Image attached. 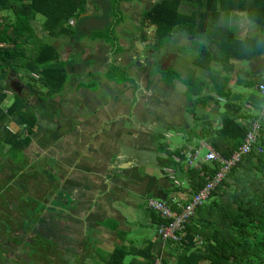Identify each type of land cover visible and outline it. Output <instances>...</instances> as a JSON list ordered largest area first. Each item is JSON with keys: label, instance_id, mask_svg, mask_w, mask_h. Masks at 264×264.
Segmentation results:
<instances>
[{"label": "crops", "instance_id": "obj_1", "mask_svg": "<svg viewBox=\"0 0 264 264\" xmlns=\"http://www.w3.org/2000/svg\"><path fill=\"white\" fill-rule=\"evenodd\" d=\"M107 1L103 5L101 0H88L87 10L78 21V33L72 37L50 36L44 31L41 16L31 25L29 44L39 41L52 45L66 65L68 81L59 95L46 97V91L35 81L27 87L23 73L15 77L5 69L13 91L5 92L8 98L1 107L6 110L16 95H25L27 115L36 117V125L29 146L22 152L26 160L21 165L11 145L0 143V152H7L0 170L1 179L6 180L0 184L20 191L22 197L15 199L16 207L26 206L27 191L45 205L54 202L55 212H48V222L42 224L41 231L48 233L47 239L55 237L56 264H70L71 260L72 264H110L118 247L136 253L150 249L153 257L176 264L177 245L168 246L161 240L147 200L155 198L171 206L189 202L191 191L184 188L183 172L188 163L162 169L157 138L165 136L167 129H175L185 144L170 151L200 149L201 159L209 152L207 147L214 149L210 142L214 135L206 137L208 131L220 129L225 100L213 96L220 105L206 101V106L195 107L186 98L182 83L186 78L180 77L177 68L182 67L185 55L184 62L189 61L186 65L196 67L190 51L197 41H203L212 53L216 47L187 30L176 31L164 46L158 45L156 27L142 24L144 13L158 0H121L110 28L114 32L111 41L95 29L110 21ZM125 14L129 20L124 19ZM70 24L75 25V20ZM113 67L120 72L109 78ZM212 69L221 71L223 65L213 62ZM168 71L178 73L180 78L164 82L163 73ZM228 76L234 96L237 93L240 103L246 102L250 93L235 92V86L244 88L250 81L264 80V55L247 63L234 62ZM33 77L39 78L37 74ZM200 79L208 81L209 73ZM13 83H19L21 93ZM30 87H35L38 94H32ZM245 108L251 106L245 103ZM263 116L264 108L260 121ZM8 129L13 134L24 132L15 122H10ZM51 194L53 198L48 201ZM30 209L28 205L20 211L27 217ZM144 227L153 229L152 238L141 237ZM131 262L145 263L141 255L129 256L124 264Z\"/></svg>", "mask_w": 264, "mask_h": 264}, {"label": "trees", "instance_id": "obj_2", "mask_svg": "<svg viewBox=\"0 0 264 264\" xmlns=\"http://www.w3.org/2000/svg\"><path fill=\"white\" fill-rule=\"evenodd\" d=\"M120 1H107L108 15L112 22L106 36L111 41L114 39V32L110 28L118 15ZM87 6L88 0H0L1 144H9L14 151L22 153L29 146L32 130L36 125V117L27 115L29 102L25 95H16L15 102L6 110L1 107L8 98L5 92L13 91L5 69H9L15 77L18 72L23 73L25 75L23 84L27 87L30 81H35L39 89L46 91L44 95L46 97L59 95L68 81L66 65L61 62L55 47L39 41L29 44L28 35L33 33L31 25L38 16H41L44 19L42 24L44 31L50 36L55 38L75 36L78 33V21H81ZM241 14L246 15L249 22L256 26L255 34L241 37L239 28L230 24L232 18L238 19ZM72 20H75V25L70 24ZM145 23L156 27L155 37L160 46H164L176 31L187 30L216 47V52L212 53L206 44L202 43L203 41L194 44L190 51L193 64L209 73V80L195 77L182 80V83L186 87L187 100L195 107L200 104L206 106V101H214L220 105L213 95L225 100L220 115L221 127L216 132L208 131L206 138L214 135L210 139L211 145L222 157L229 159L241 147L253 123L261 119L260 114L264 108V94L260 90V85L264 84L263 79L257 83L256 81L246 83L244 88H252L254 91L248 95L246 102L240 103V96L237 93L234 96L228 76L234 62L247 63L264 55V0H158L144 13L142 24ZM213 62L221 63L223 69L213 71ZM118 71L120 72L117 67H113L108 73L109 78H113ZM34 74L39 78L35 79ZM179 78V74L173 71L163 73V80L166 83H172ZM237 85L241 86L242 83ZM29 91L32 94L39 92L35 87H30ZM206 91L208 98H204L203 95ZM245 103L250 105L251 109H246ZM193 112L195 113L194 109ZM240 120L250 123L247 125ZM10 122L21 126L24 132L11 133L8 129ZM261 129L263 131L253 150L237 163L222 184L211 193L209 199L198 207L196 216L186 225L187 236L175 247L176 264H264V128ZM25 131L28 132L27 137ZM163 137L159 135L157 138L160 167L175 169L183 162H187L188 150L183 151L179 148L170 151L162 142ZM259 149H262V152ZM219 169L220 165L216 162L203 163L201 168L188 165L183 172L187 187L191 191V199L184 205L192 202L207 184L208 179ZM182 205L173 204L172 208L179 213L181 211L179 207ZM151 213L156 227L167 222L156 212L151 210ZM27 218L28 216L26 217L28 222L24 221L26 222L24 224L29 229L32 225L29 222L34 220ZM35 221L37 223L39 218ZM23 231L25 234V229ZM41 239L40 241L36 237L33 238L34 244L16 240L15 244L20 247L24 243V247L30 249L29 258L41 251L35 258L43 259L44 250L55 256V239L53 237ZM197 240L202 241L201 246L196 243ZM43 242L45 244L51 242V246L46 247ZM167 245L176 244L167 242ZM140 255L144 259V264H154L157 260L150 249L136 253L118 247L112 254L110 264H124L127 257ZM46 256L52 258L50 255ZM0 258V264H9L13 253L1 249ZM17 264H26V259L23 258Z\"/></svg>", "mask_w": 264, "mask_h": 264}, {"label": "rangeland", "instance_id": "obj_3", "mask_svg": "<svg viewBox=\"0 0 264 264\" xmlns=\"http://www.w3.org/2000/svg\"><path fill=\"white\" fill-rule=\"evenodd\" d=\"M101 1H102L101 3H103V5H106V0H101ZM101 15H102V13H101ZM108 17H109V15H108ZM104 18H106V15L103 17V19ZM124 19L129 20V16L127 14H125ZM236 19L237 18H235V19L232 18L230 24L235 25L239 28V33H240L241 37L246 36V35L255 34L257 28H256V26L252 25L249 22L246 15L241 14L238 17V19L237 20ZM111 22H112V18L110 17V21L105 23L104 27H102V28L96 27L95 29H98L100 31V33H102V34H107V29H108L109 24ZM185 59H187V55H185L183 59L181 58L183 63H181L180 66H182V67L177 68V71L180 72L179 74H180L181 78H186V79L195 78V77L203 78L205 76L206 71H204L200 68H197V67L188 66L189 64L186 65V63H189V61L184 62ZM253 91L254 90L252 88H241L239 86H235V92L249 94V93H252ZM204 94H206L208 96L207 91ZM213 96H216V95H213ZM13 99L14 98L10 99L11 104H12ZM221 112H223L222 106H221ZM211 117H213V116H211ZM259 123L261 125V128H264V119L261 121L259 120ZM8 128H9V124H8ZM261 131H263V130L261 129ZM175 132H177L175 129H169V130L167 129L166 131H164L165 136L163 137L164 139L162 140V142L165 143L169 149H174L176 146H178V144H180V145L185 144L184 139L182 137H180ZM0 142H2V141L0 140ZM3 145L5 146L6 144H3ZM9 149H10L9 151L11 152L12 149L10 147H9ZM6 153L7 152H3V151L0 152V170L3 169V166H1V163L3 160L6 159V158H4ZM12 153L17 158L18 161H16V162L18 164L21 165V161L25 162L26 159L22 155L21 152L12 151ZM205 154H206V151L204 150L202 155L205 156ZM8 158H11L10 160L14 161V158L10 157V155ZM0 179H1V177H0ZM5 180L6 179L3 178L0 181H5ZM20 182H23V180L21 179ZM29 187H30V185H27L28 190H29ZM8 188H9L8 185L0 184V233L3 234V235L0 234V245H1V243L3 244V246L0 247V256H1V249H3V250L6 249V251H11V253H13V258L11 261H9V264L20 263V261L23 260V258L26 259V264H49L48 262L56 264L57 263L56 262V255L52 256L50 254V252H48L47 250L43 251L44 255H45L43 257V259L35 258L39 255V253L41 251H39L37 254H35L32 258H29L28 252L30 251V249L26 246L24 247V243L20 247L16 246V244H15L16 240L23 241V242L26 241L28 243L34 244L33 240H32L33 238L36 237L37 240L39 239L41 241L42 239L40 237L48 236V233H45V232L43 233L41 231V228H43V226H42L43 223L48 222L46 220V215L49 213L55 212L54 202L51 201L50 206L45 205L42 201L35 198L32 194H29V192L27 191L26 195H29V200L25 201L26 206L20 207L21 210L23 208L26 210L28 208V205H30V207H31L30 211L28 212V217L34 221L30 222L32 225L30 226L29 229H27V225L24 224V223H26V222H24V221H26V217H24L25 215H24L23 211H20V208L16 207V205H15L16 202H14L15 199L22 197V194L17 189V187L13 188L12 190L11 189L8 190ZM184 188H187V186H185ZM52 194L48 197V201L53 198ZM21 204L23 205V203H21ZM43 210H45L46 212ZM37 218H39L40 220L36 223L35 220ZM21 224L23 225V228L20 227ZM10 225L12 227H10ZM36 227L37 228L39 227L40 230H38ZM8 229L12 230V231H11L10 235L6 236L4 234V232L7 231ZM23 229H25V234L23 233L24 232ZM43 230H44V228H43ZM36 231H39V232L36 233ZM34 234H36L37 236H35ZM153 234H154V231L151 227H144L142 229L141 237L152 238ZM52 237L55 238L54 235H52ZM4 242H8L9 244H4ZM48 243L49 244H45L43 242L42 244H45V245H47L46 247H48V245H50L51 242H48ZM46 255H50V256H52V258L49 259L48 256H46ZM58 256L59 255H57V258H58ZM127 258H129V257H127ZM43 260H45V262ZM70 264H72V260L70 261Z\"/></svg>", "mask_w": 264, "mask_h": 264}, {"label": "built area", "instance_id": "obj_4", "mask_svg": "<svg viewBox=\"0 0 264 264\" xmlns=\"http://www.w3.org/2000/svg\"><path fill=\"white\" fill-rule=\"evenodd\" d=\"M260 90L262 94H264V84L260 85ZM260 136L261 125L259 121H256L251 126L241 147L235 151L229 159L222 157L210 147H207L209 148V152L204 159H201L200 149L191 148L186 152L189 166L201 168L203 163L216 162L220 165V169L212 178L208 179L207 184L203 187L201 192L193 198L191 203L179 207L181 209L179 213L175 212L172 206L165 201L155 198L147 200L148 208L159 214L163 220L167 221L166 223L161 224L157 229L158 235L162 241L165 243L171 242L176 245L181 244L184 241L187 236L186 225L196 216L198 207L202 206L209 199L211 193L222 184L237 163L253 150ZM259 151L262 152V149H259ZM196 243H198L199 246L202 245L201 240H197ZM154 264H163V262L158 258Z\"/></svg>", "mask_w": 264, "mask_h": 264}, {"label": "water", "instance_id": "obj_5", "mask_svg": "<svg viewBox=\"0 0 264 264\" xmlns=\"http://www.w3.org/2000/svg\"><path fill=\"white\" fill-rule=\"evenodd\" d=\"M148 54H145V56H147ZM149 66V65H148ZM12 86L19 92L21 93L22 92V89L19 85V83H13ZM40 220V219H39Z\"/></svg>", "mask_w": 264, "mask_h": 264}, {"label": "flooded vegetation", "instance_id": "obj_6", "mask_svg": "<svg viewBox=\"0 0 264 264\" xmlns=\"http://www.w3.org/2000/svg\"><path fill=\"white\" fill-rule=\"evenodd\" d=\"M11 231H12V230H9V229H8L7 231L4 232V234H5L6 236H8V235H10ZM0 234H2V233H0ZM2 235H3V234H2ZM4 244H9V243H8V242H4ZM1 246H3L2 243H1L0 247H1ZM9 252H11V251H9Z\"/></svg>", "mask_w": 264, "mask_h": 264}, {"label": "clouds", "instance_id": "obj_7", "mask_svg": "<svg viewBox=\"0 0 264 264\" xmlns=\"http://www.w3.org/2000/svg\"><path fill=\"white\" fill-rule=\"evenodd\" d=\"M26 134H28V132L27 131H25V136H26ZM28 136V135H27Z\"/></svg>", "mask_w": 264, "mask_h": 264}]
</instances>
